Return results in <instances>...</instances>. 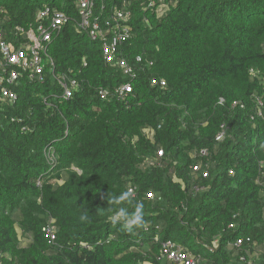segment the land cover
Instances as JSON below:
<instances>
[{
	"label": "trees",
	"instance_id": "obj_1",
	"mask_svg": "<svg viewBox=\"0 0 264 264\" xmlns=\"http://www.w3.org/2000/svg\"><path fill=\"white\" fill-rule=\"evenodd\" d=\"M76 2L0 0L16 50V29L35 28L43 8L68 18L42 81L22 75L16 100L0 99V264H167L166 241L199 264H264V0H93L103 31L130 13L116 56L134 80L105 63ZM58 76L78 83L67 100ZM129 189L130 200L107 203ZM137 203L139 225L113 222ZM50 220L52 243L41 232Z\"/></svg>",
	"mask_w": 264,
	"mask_h": 264
},
{
	"label": "built area",
	"instance_id": "obj_2",
	"mask_svg": "<svg viewBox=\"0 0 264 264\" xmlns=\"http://www.w3.org/2000/svg\"><path fill=\"white\" fill-rule=\"evenodd\" d=\"M76 6L79 16V28L86 32L91 40H101L105 63L115 66L124 76L130 80H134L136 74L132 66L126 61L118 59L116 56L118 45L130 38L129 28L123 24L130 13L117 10L113 16L112 23L109 20L105 22V26L109 30L103 31L97 22L98 18L93 15V0H77ZM36 19L38 24L35 28L28 31L21 28L16 29L19 36L25 40L17 50L14 46L4 41L0 26V99L3 101L12 102L16 100V94L11 91L10 87L15 86L22 75L27 76L30 80L38 79L41 82L46 66L52 67V63L47 56V49L53 35L61 31V28L68 22V18L61 12L51 11L50 8L45 7L37 13ZM109 34L110 37H108ZM137 62H140L139 58ZM55 79L62 90V99L67 100L71 98L78 87V83L75 80L69 81L64 76H58ZM150 85L161 89L166 87L164 80L157 79H151ZM131 92V84L126 83L118 88L115 93L122 99ZM99 94L101 97H105L104 92L101 91ZM232 106L235 107L236 103H233ZM144 133L146 136L150 134L152 137L153 135V131L150 129L145 130ZM221 138L222 134L216 140L219 141ZM205 154V151H200L199 153L201 156ZM158 155L161 156L162 153L159 152ZM199 169L200 166L197 165L192 168V171L193 173H197ZM202 177H207L206 171L202 173ZM128 192L132 194V189H129ZM147 198L152 199L153 197L151 194H148ZM53 223L54 221L50 220L47 225L41 228V232L50 243L55 240ZM242 244V239H237L233 247L239 248ZM212 245L216 247V241ZM161 258L167 264H199V259L184 252L180 246L175 245L171 241H166L162 244Z\"/></svg>",
	"mask_w": 264,
	"mask_h": 264
},
{
	"label": "clouds",
	"instance_id": "obj_3",
	"mask_svg": "<svg viewBox=\"0 0 264 264\" xmlns=\"http://www.w3.org/2000/svg\"><path fill=\"white\" fill-rule=\"evenodd\" d=\"M130 199H131L130 193L123 192L118 197H112L108 199L107 203L115 207L120 205L122 202ZM142 216H143V205L137 203L135 206V211L131 214L127 211V209L123 207L117 208L113 215V222H121L122 226L125 229L131 230L133 226H137L142 222ZM81 219L85 220L87 219V217L81 216Z\"/></svg>",
	"mask_w": 264,
	"mask_h": 264
},
{
	"label": "rangeland",
	"instance_id": "obj_4",
	"mask_svg": "<svg viewBox=\"0 0 264 264\" xmlns=\"http://www.w3.org/2000/svg\"><path fill=\"white\" fill-rule=\"evenodd\" d=\"M149 137H151V135L150 134H148V136H147V138H149ZM152 138V137H151ZM17 232H18V235L20 236V232H19V230H17ZM21 243H22V245H27V241H25V240H23L22 238H21Z\"/></svg>",
	"mask_w": 264,
	"mask_h": 264
}]
</instances>
